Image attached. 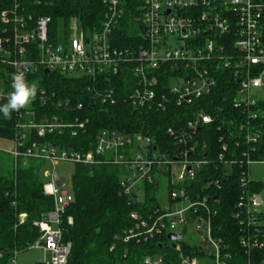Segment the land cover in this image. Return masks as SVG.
<instances>
[{"label":"built area","instance_id":"2783aa9c","mask_svg":"<svg viewBox=\"0 0 264 264\" xmlns=\"http://www.w3.org/2000/svg\"><path fill=\"white\" fill-rule=\"evenodd\" d=\"M30 4L40 2L0 0V73L9 86L1 95L5 100L12 91L13 73L23 71L29 83L38 84L35 100L17 112L14 147L9 151L15 163L21 158L41 159L52 169L43 171L45 178L50 179L43 190L53 198L54 208L34 223L40 236L28 247L44 252L45 257L38 264H67L72 250V243L65 241L62 228L72 197L68 191L60 190L66 181L55 172L60 162L125 166L129 172L122 180L123 191L133 199L136 195L137 200L138 187L166 176V168L171 175L174 165H182L183 173L176 183L171 182L170 200L189 201V207L178 213L160 206L144 214L133 211L130 218L134 226L116 236V240L141 244L164 239L159 242L163 246L161 249L168 245L173 251V255H146L140 264H230L233 254L224 239L214 235L207 198L192 201L188 196L185 182L194 179L197 170L210 163L209 160L191 159L190 155L197 152L196 145L187 147L179 155L171 154L169 150L152 145L150 138L143 134L130 135L108 129L97 134L96 145L89 151L61 149L50 143L32 141L33 136L44 138L65 130L76 138L87 132L90 122L79 116L85 108L84 101L75 103L73 96L60 98L55 91L41 88L42 78L38 76L60 72L74 80H86V90L92 100L108 106L119 100L120 91L113 82L119 76L121 90L126 94L124 100L132 107L164 112L172 103L191 105L210 94L216 87L215 71L224 67L233 71L238 84L234 105L244 111L248 119L256 120L261 115L257 110L260 101L256 91L263 86L264 76V0H141L140 6L133 10L128 0H103L105 11L100 27L84 29L78 18L73 17L70 20H74V25L66 31L65 44L59 42L58 30L55 37H51L52 18L36 15L30 10ZM126 17L134 25L137 44L119 48L114 32ZM171 37L176 41L175 48L170 47ZM46 106L62 109L63 116L40 109ZM212 122L211 115L196 113L186 122L185 130L177 131L178 139L187 143L200 126ZM168 133L174 135L175 131L169 128ZM259 138L258 134H248L246 142L257 144ZM227 149L223 147L224 152ZM255 150L253 148L252 152ZM250 154L243 152L248 167L241 175L243 185L252 180L249 178L250 165L264 163V157L252 159ZM223 159L224 154H221L220 160ZM214 184L220 188L219 183ZM262 185L261 192L242 197L237 205L235 218L241 227L240 244L246 254L263 247L258 228L263 214L260 208L264 182ZM20 219L23 223L26 214H21ZM67 222L72 225L73 218L68 217ZM190 224H196L200 234L196 245L184 238L175 242L167 239L172 233L184 237V233L169 229L186 228ZM180 241L193 247L198 255L186 254ZM115 248L114 244L111 250ZM20 251H14L10 264H16Z\"/></svg>","mask_w":264,"mask_h":264},{"label":"trees","instance_id":"16d2710c","mask_svg":"<svg viewBox=\"0 0 264 264\" xmlns=\"http://www.w3.org/2000/svg\"><path fill=\"white\" fill-rule=\"evenodd\" d=\"M30 1L40 2L30 4L33 13L52 18L51 37H55L61 18L70 20L76 17L84 29H93L100 27L105 11L103 0ZM128 1L132 10L141 3V0ZM114 36L119 48L137 44L134 25L127 17L116 27ZM38 77L42 78L41 88L55 91L60 98L73 96L75 103L84 101L85 108L79 116L90 122L87 132L76 138L65 130L61 134L56 132L44 138L33 136L32 141L50 143L61 149L89 151L96 145L97 134L108 129L130 135L143 134L150 138L152 145L160 150H169L171 154L179 155L187 147L196 145L197 152L190 155L191 159L209 160L210 163L197 170L194 179L185 182L189 188V198L192 201L207 198L212 210L214 235L223 238L233 254L230 264H264V213L258 225L263 247L252 250L250 254H246L240 244L242 232L235 218L241 198L263 190L262 182L250 180L243 185L241 175L248 170L243 152H251L252 159L262 160L264 157V102L260 101L257 106L261 112L258 119H248L244 111L233 103L238 84L232 70L221 67L215 71L213 77L216 79V87L210 94L191 105L178 106L172 103L164 112L132 107L124 100L126 94L121 90L119 76L113 81L120 91L119 100L112 106L94 102L86 90V80H74L60 72L41 73ZM3 103L6 100L0 96V105ZM40 109L51 115L63 116L62 109L52 106ZM200 112L211 115L213 122L200 126L191 141L180 142L177 131L185 130L186 122ZM16 115L17 112H12L11 118L6 119L0 112V137L14 140ZM169 128L175 131L174 135L168 133ZM248 134L260 135L258 143L248 144ZM223 147H227V151L224 152ZM253 148L256 149L254 153ZM221 154H224L223 161L220 160ZM233 161L237 163H231ZM17 163L10 175H0V264H10L15 250H26L38 240L40 234L34 223L42 220L54 208L53 198L45 195L43 190V171L49 163L41 159L24 158ZM128 172V168L121 165L76 164L74 197L66 210L62 226L65 241L72 243L67 264H140L143 257L149 254L173 255L168 245L159 248V242H164V239L141 244H125L116 240V236L134 226L130 218L133 211L144 214L159 207L155 198V181L143 185L146 193L143 202L137 200L136 195L133 199L124 193L122 180ZM216 182L220 188L215 187ZM21 214H26L23 223ZM68 217L73 218L72 225L68 224ZM180 242L186 254L198 255L194 253L193 247ZM114 244L116 248L112 251Z\"/></svg>","mask_w":264,"mask_h":264},{"label":"rangeland","instance_id":"374dc122","mask_svg":"<svg viewBox=\"0 0 264 264\" xmlns=\"http://www.w3.org/2000/svg\"><path fill=\"white\" fill-rule=\"evenodd\" d=\"M74 20L60 19L58 22V40L60 43L65 44L66 42V31L70 29L72 24L74 25ZM177 46L176 41L173 37L170 38V47L175 48ZM263 86L259 88L256 92L257 100L264 102V76L262 77ZM8 84L6 78L0 73V96L3 93L8 91ZM14 147V140L8 138L0 137V175H10L13 172V169L16 168L18 163H15L13 157L8 153ZM25 164V163H24ZM51 166L47 164L44 168V171H50ZM55 172L59 177H65V183L60 187V190L68 191L70 196L74 197V185L73 179L76 173V164L72 162H60L56 166ZM183 173V166L180 164L174 165L171 175L169 174V169H165L166 176H160L155 180V198L158 205L161 208H168L172 213H178L179 211L189 207L190 202L182 200L179 202H171L170 191L172 184L176 183L177 177ZM249 178L256 182H264V163H253L249 167ZM43 182L48 183L50 179L45 178L43 173ZM172 182V184H171ZM171 184V187L169 186ZM140 193L138 199L143 202L146 199V193L142 186L138 187ZM263 205L260 210L264 213V191L262 192ZM196 224L187 225L186 228L181 226H174L169 230L174 232L184 233V240L188 243H191L193 246L199 242V232L197 231ZM56 228L55 225L52 226ZM49 258V255H47ZM45 257L44 252L41 249L28 248L26 250H21L17 254L16 264H38L39 261H42ZM209 264H211L209 262Z\"/></svg>","mask_w":264,"mask_h":264},{"label":"clouds","instance_id":"9594fccd","mask_svg":"<svg viewBox=\"0 0 264 264\" xmlns=\"http://www.w3.org/2000/svg\"><path fill=\"white\" fill-rule=\"evenodd\" d=\"M12 91L7 94L6 103L0 105V112L6 119L11 118L12 112H19L30 105L37 96L38 84L29 83L23 71L12 74Z\"/></svg>","mask_w":264,"mask_h":264},{"label":"water","instance_id":"95a60500","mask_svg":"<svg viewBox=\"0 0 264 264\" xmlns=\"http://www.w3.org/2000/svg\"><path fill=\"white\" fill-rule=\"evenodd\" d=\"M184 237L180 234H177V233H172V234H168L167 235V239L172 241V242H175V241H178V240H182ZM175 243L172 244V247H175ZM163 246L160 245L159 248L161 249Z\"/></svg>","mask_w":264,"mask_h":264},{"label":"crops","instance_id":"0c3cea01","mask_svg":"<svg viewBox=\"0 0 264 264\" xmlns=\"http://www.w3.org/2000/svg\"><path fill=\"white\" fill-rule=\"evenodd\" d=\"M9 153V152H8Z\"/></svg>","mask_w":264,"mask_h":264}]
</instances>
